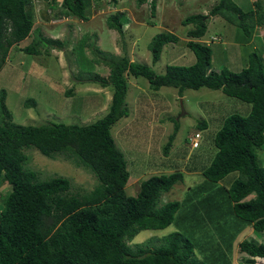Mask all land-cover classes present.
I'll use <instances>...</instances> for the list:
<instances>
[{
	"label": "trees",
	"instance_id": "1",
	"mask_svg": "<svg viewBox=\"0 0 264 264\" xmlns=\"http://www.w3.org/2000/svg\"><path fill=\"white\" fill-rule=\"evenodd\" d=\"M143 1L137 0V4ZM89 2L61 0L59 14L86 20ZM251 4L250 9L242 10L232 0H217L207 13L184 16L180 23L188 26L185 46L193 55L190 64H167L158 74L147 64L110 55L105 63L107 76L91 78V82L111 90L110 99L106 112L90 123H14L4 104L5 91L0 90V182L9 186L0 208V264H203L194 254L192 241L178 231L162 237L153 248L147 243L133 248L128 244L138 231L162 229L173 221L179 202L166 201L158 206V199L182 180V174L150 175L139 182L134 196L125 193L126 161L109 131L115 121L127 115L125 74L142 76L153 90L173 87L180 95L185 88L205 87L249 103L247 114H230L222 120L213 136L216 151L201 173L210 182H219L235 172L236 177L225 188L231 213L250 224L253 232L264 231V167L257 156L264 145V57L246 49L250 42L239 41L238 46L246 53L239 70L212 68L209 44L213 38L204 37L210 16H220L225 23L238 27L246 38L252 29L261 32L264 0H251ZM149 13H155V0L149 1ZM31 14L29 0H0V67L8 47L28 35ZM123 21L124 13L117 11L106 17L105 24L121 34ZM174 41L176 36L171 33H155L147 44L151 62L158 59L164 44ZM44 42L59 43L34 36L19 50L37 55ZM204 124L200 121L196 125ZM25 147L84 168L95 177V186L81 194L70 193L66 177L38 179L34 171L23 167ZM238 247L247 256L246 264H253L254 258L264 264V243L243 239Z\"/></svg>",
	"mask_w": 264,
	"mask_h": 264
},
{
	"label": "rangeland",
	"instance_id": "2",
	"mask_svg": "<svg viewBox=\"0 0 264 264\" xmlns=\"http://www.w3.org/2000/svg\"><path fill=\"white\" fill-rule=\"evenodd\" d=\"M30 1L39 4L34 16L31 9L32 25L27 38L8 47L7 58L0 67L4 104L11 120L22 125L86 124L100 118L106 112L111 90L91 82V78L107 76L105 63L110 55L147 64L158 74L167 64H190L193 55L185 46L188 26L181 25L180 20L187 14L205 13L209 4L214 3V0H155V13L150 15V0L140 4L137 0L114 3L90 0L85 7L86 20L78 22L75 16L67 17L66 21V17L57 16L60 0L50 1L51 6L48 0H45L47 5L44 0ZM232 1L242 10L252 7L251 0ZM117 11L125 17L121 34L105 24L106 17ZM157 32L171 33L176 41L164 44L158 59L152 63L147 44ZM39 33L59 43L44 42L39 45L41 53L37 55L19 50L32 37L40 36ZM213 33L221 35L209 44L212 68L226 66L231 71L239 70L246 55L238 46L239 41L250 42L246 49H254L264 57V29L261 32L252 29L246 38L238 27L211 16L204 37ZM125 80L127 115L115 121L109 130L126 161L125 193L134 196L136 192L130 185L135 183L137 189L138 183L150 175L182 174V180L162 192L158 199V206L166 201L179 202L173 221L162 229L138 231L128 244L133 248L147 243L153 248L162 237L178 231L192 241L194 254L203 264H246L247 256L238 244L243 239L251 240L247 233L252 229L250 224L232 215L225 193L237 174L230 172L219 182H210L201 171L214 156L213 136L222 120L230 114H247L249 103L226 96L219 89L185 88L178 95L173 87L149 88L142 76L125 74ZM200 121H204V126L196 125ZM194 132L199 133V138L197 146L192 148L188 140ZM169 134L173 136L165 147ZM22 151L26 156L23 167L34 171L38 179L66 177L69 192L79 194L96 184L90 172L60 156L48 158L33 147ZM257 156L264 167V145L257 150ZM8 191L9 186L0 182V208ZM252 234L259 237L258 232ZM254 259L253 264H258V258Z\"/></svg>",
	"mask_w": 264,
	"mask_h": 264
},
{
	"label": "crops",
	"instance_id": "3",
	"mask_svg": "<svg viewBox=\"0 0 264 264\" xmlns=\"http://www.w3.org/2000/svg\"><path fill=\"white\" fill-rule=\"evenodd\" d=\"M45 1V0H44ZM50 1L52 2V3H54V0H48V2H49V6H51V4L52 3H50ZM61 1V0H60ZM46 2V1H45ZM29 3H30V9H32V12H33V10H34V12H33V16L36 14V9H37V7H38V4H39V2L36 4L35 2H33V1H30L29 0ZM46 5H47V2H46ZM59 9H61L60 7H59ZM62 15V13H60V14H58L57 16H61ZM67 17L68 16H66V18H64V20L66 21L67 20ZM71 17H74V16H72L71 15ZM77 19V18H76ZM69 20V19H68ZM78 22H81V21H83L84 22V20H80V19H78L77 20ZM74 29V28H73ZM103 35V34H102ZM223 50V49H222ZM133 184H135V183H133ZM130 185V187H131V189H134V193L135 192H137V190H138V185H139V183H138V185H137V189L135 188V186L134 185ZM124 188H125V186H124ZM136 194V193H135ZM134 194V195H135ZM253 232L251 231V233H247V238H249V239H251V241H253V242H255V243H259V242H262V243H264V231H261V232H258V234H259V237H257V236H255L254 234H252Z\"/></svg>",
	"mask_w": 264,
	"mask_h": 264
},
{
	"label": "clouds",
	"instance_id": "4",
	"mask_svg": "<svg viewBox=\"0 0 264 264\" xmlns=\"http://www.w3.org/2000/svg\"><path fill=\"white\" fill-rule=\"evenodd\" d=\"M212 2V1H211ZM211 2H209V3H211ZM214 2H215V0H214ZM59 4H60V2H59ZM214 4V3H213ZM209 6L211 7L212 6V4H209ZM210 7H209V9H210ZM208 9V10H209ZM60 9H58V11H59ZM208 10L205 12V13H207L208 12ZM201 13H203V12H201ZM68 17H71V15H67ZM62 17H66V16H60V18H62ZM211 17V16H210ZM219 18H221L220 16H218ZM222 19V18H221ZM223 20V19H222ZM260 32V31H259ZM220 33L219 34H215V33H213L212 35H211V39L213 38V40L214 39H216V38H219L220 37ZM243 65V63L242 64H240V66H242ZM240 68V67H239ZM194 133H197V132H194ZM193 133V134H194ZM199 134V133H198ZM191 136H193V135H191ZM191 136H189V137H191ZM199 138V137H198ZM189 141V140H188ZM190 144V143H189ZM192 148H195V147H192Z\"/></svg>",
	"mask_w": 264,
	"mask_h": 264
},
{
	"label": "built area",
	"instance_id": "5",
	"mask_svg": "<svg viewBox=\"0 0 264 264\" xmlns=\"http://www.w3.org/2000/svg\"><path fill=\"white\" fill-rule=\"evenodd\" d=\"M198 133H194L193 136L189 137V143L191 147H196L198 144Z\"/></svg>",
	"mask_w": 264,
	"mask_h": 264
}]
</instances>
